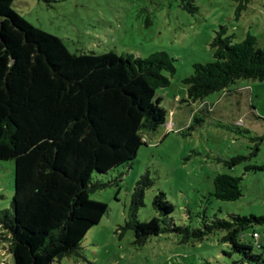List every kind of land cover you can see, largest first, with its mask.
<instances>
[{
	"label": "trees",
	"instance_id": "trees-1",
	"mask_svg": "<svg viewBox=\"0 0 264 264\" xmlns=\"http://www.w3.org/2000/svg\"><path fill=\"white\" fill-rule=\"evenodd\" d=\"M186 1L191 6L184 3L186 9L198 10L192 0ZM237 1L239 19L251 0ZM11 4L0 0V154L18 156L49 134L53 142L35 156L24 181L18 166L11 209L0 210V239L9 242L14 264H55L64 257L81 258L83 239L109 210L107 203L90 196L106 186L93 182L94 172L130 163L148 143L147 132L168 121L158 89L171 85L166 72L176 73V59L164 50L147 57L75 53ZM234 38L224 25L216 30L210 43L214 60L194 64L193 73L183 80L186 102L203 100L239 79L264 81V46L251 34L239 42ZM211 108L207 103L199 111ZM72 142L79 147L68 146ZM243 158L224 162L233 167ZM242 179L219 173L211 194L237 200L243 195ZM149 183L148 175L137 182L123 226L133 231L134 244L143 246L151 236L164 233L198 241L224 230L222 241L243 261L264 262V236H254V226L264 224V215L233 213L209 222L206 217L203 227L178 225L171 217L175 206L160 191L153 205L162 217L140 221L137 213Z\"/></svg>",
	"mask_w": 264,
	"mask_h": 264
},
{
	"label": "rangeland",
	"instance_id": "rangeland-1",
	"mask_svg": "<svg viewBox=\"0 0 264 264\" xmlns=\"http://www.w3.org/2000/svg\"><path fill=\"white\" fill-rule=\"evenodd\" d=\"M192 1L197 11L186 9L184 3L191 8L186 0H12L15 11L62 38L72 52L147 57L164 50L176 59V73L166 72L171 85L158 89L168 121L147 132L148 143L130 163L107 173L94 172L93 182L106 186L90 196L107 203L109 210L83 239V256L64 257L55 264H200L205 260L264 264L243 261L222 241L224 230L189 242L176 233H164L137 246L133 231L123 229L137 182L147 175L150 183L137 213L140 221L162 217L153 205L160 191L175 206L171 217L178 225L203 227L206 217L209 222L233 213L264 215V81L239 79L195 103L184 100L183 81L193 73L194 64L214 60L210 43L221 25L235 35L236 42L251 34L264 46V0H251L239 19L237 0ZM207 103L211 110L199 111ZM52 142L49 134L18 156L0 154V210L11 209L18 166L24 181L35 156ZM71 145L79 147L77 142ZM236 156L244 158L233 167L224 162ZM247 165L262 168L246 169ZM219 173L243 177L239 199L225 201L211 194ZM254 228L264 236V224L256 223ZM8 245L0 239V264H14Z\"/></svg>",
	"mask_w": 264,
	"mask_h": 264
},
{
	"label": "crops",
	"instance_id": "crops-1",
	"mask_svg": "<svg viewBox=\"0 0 264 264\" xmlns=\"http://www.w3.org/2000/svg\"><path fill=\"white\" fill-rule=\"evenodd\" d=\"M230 99H231V101L235 100L236 102H238V103H239L238 99H237V98H235V97H232V96H231V97H230ZM204 111H206V112H207L208 110H206V109H205Z\"/></svg>",
	"mask_w": 264,
	"mask_h": 264
},
{
	"label": "built area",
	"instance_id": "built-area-1",
	"mask_svg": "<svg viewBox=\"0 0 264 264\" xmlns=\"http://www.w3.org/2000/svg\"><path fill=\"white\" fill-rule=\"evenodd\" d=\"M254 236H255L256 238H259V237H260V232H258V231L254 232Z\"/></svg>",
	"mask_w": 264,
	"mask_h": 264
}]
</instances>
